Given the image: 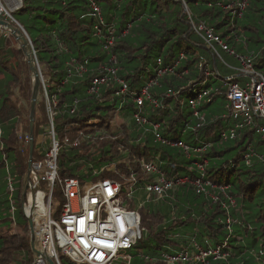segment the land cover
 Returning <instances> with one entry per match:
<instances>
[{
	"label": "trees",
	"instance_id": "1",
	"mask_svg": "<svg viewBox=\"0 0 264 264\" xmlns=\"http://www.w3.org/2000/svg\"><path fill=\"white\" fill-rule=\"evenodd\" d=\"M90 1L100 9L102 37L94 35L89 0H21L12 14L46 79L35 108L32 164L42 162L50 148L49 105L59 180L74 178L82 187L113 181L120 187L122 207L140 216L142 239L126 253L129 260L112 264H168L166 256L181 252L190 261L175 264H264V164L253 156L264 154V141L249 129L231 136L234 122L227 116L223 84L227 78L239 80V64L232 69L225 58L234 59L222 52L218 58L193 30L199 25L211 29L264 74V0H246L242 11L235 0ZM109 36L113 43L105 48ZM10 37L0 36V170L12 179L15 212L12 219L6 188L0 192V264H33L21 206L32 82L20 47L9 48ZM110 66L128 92L117 95L119 86L107 82L88 94L93 78ZM150 84L148 94L159 105L138 107L136 97ZM204 90L209 95L199 100ZM190 100L197 102V117ZM134 114L147 124L137 125ZM155 125L164 143L155 141ZM167 142L185 144L190 155ZM145 163L156 165L174 184L161 199L148 197L146 187L158 177L143 169ZM185 178L200 181L203 193L189 184L176 185ZM63 202L55 183L52 219ZM215 248H221V258L194 260L196 249ZM59 262L74 264L61 254Z\"/></svg>",
	"mask_w": 264,
	"mask_h": 264
},
{
	"label": "built area",
	"instance_id": "2",
	"mask_svg": "<svg viewBox=\"0 0 264 264\" xmlns=\"http://www.w3.org/2000/svg\"><path fill=\"white\" fill-rule=\"evenodd\" d=\"M18 1L19 3L15 7L16 11L21 7V0ZM235 1L238 2L236 3V7L242 11L245 8L246 0ZM11 2L13 0H0V20L7 21L24 32L22 27L11 16ZM89 8L96 21L93 27L94 35L102 37L103 19L100 9L95 2L90 0ZM233 15H236L235 11ZM193 30L202 38L207 48L218 58H220L219 53L222 52L228 57H232L239 64L237 69L240 72L237 76L239 80L233 81L234 79L231 77L227 78L223 84L225 90L223 95L227 102V116L234 122L233 129L230 131L231 136H233L235 130L249 129L264 141V74L256 73L253 70L250 58L235 55L227 44L215 35L211 29L199 25L193 27ZM8 35L10 34L5 33V36ZM104 40L105 48L110 47L113 43L111 36ZM32 53L34 55L33 51ZM114 61L113 58L112 62L114 63ZM80 71L83 72L82 69ZM102 71L104 72L103 74L93 78L91 81L88 94L96 93L99 87L107 82H114L119 86L117 95H124L128 92L127 84L117 78L118 70L115 67L110 66L102 69ZM205 75L207 76L208 73H205ZM151 86L150 84L142 89L140 95L136 97L135 102L138 107H142L145 102L153 107L159 105L158 101L151 98L148 94V88ZM44 87L45 83L42 84L43 89ZM169 95H171V91H168L166 96ZM208 95L209 91L204 90L198 98L200 100ZM44 97L48 104L46 95ZM196 105L197 102L195 100L189 101V106L193 110L195 117H197V113L195 112ZM47 112L49 116L48 134L50 137V148L46 152L42 162L32 164L30 176L35 190L40 188L45 190L42 203L48 207V218L45 222L39 224L35 221L36 218L34 220V235L39 255L35 256L33 254V264H47V258L52 260L54 264H60L59 254L66 256L74 264H112L117 259L129 260V257L125 256L126 253L133 249L142 239L141 220L138 212L122 207L120 187L113 181L93 182L85 184L82 187L79 181L74 178L59 180L57 176L59 145L55 139L52 123L53 114L49 105ZM133 120L139 126L147 124L146 119L139 114H134ZM200 126L198 124L196 129L200 128ZM152 133L156 142L164 143L158 133L157 125L153 126ZM167 144L177 147L187 157L190 155L191 150L181 142L172 144L167 142ZM253 156L264 164V154ZM249 158V155L245 157L247 162ZM143 169L148 174L158 177L154 183L146 187L148 197L161 198L167 191L173 188L174 184L168 181L153 163H145ZM7 182L10 206L9 214L13 219L15 205L11 197L13 195L12 179L9 176ZM55 183L60 185L64 198L58 220H54L50 216L52 207L51 196ZM184 184L192 185L197 194L203 193L200 181L192 183L185 178L176 182V185ZM22 210L25 212V206ZM196 250L197 254L193 256L196 261L202 262L210 256L214 257V259H219L222 256L221 248L208 249L207 251ZM165 260L168 264H175L186 263L190 261V258L187 253L181 252L176 256H166Z\"/></svg>",
	"mask_w": 264,
	"mask_h": 264
},
{
	"label": "water",
	"instance_id": "3",
	"mask_svg": "<svg viewBox=\"0 0 264 264\" xmlns=\"http://www.w3.org/2000/svg\"><path fill=\"white\" fill-rule=\"evenodd\" d=\"M0 29L7 31L19 44V47L25 57L32 81V91H31V98H30V112H29V136H28V146H29V157H28V164H27V174L25 177V186L24 190L21 195V205L24 206L26 200V193L30 191V196L34 194V188L31 183V173H32V155H33V148H34V138H33V129H34V122H35V108L36 102L38 98L39 89L41 86V79L38 67L36 65V61L34 55L31 50L30 42L27 35L20 30L18 27L12 25L7 21L0 20ZM33 209L30 207L28 213H26L25 217L28 221L29 232H30V248L32 253L35 256H38L39 253L36 248L35 242V235H34V228H33V219H32ZM47 264H54L52 260L49 258L46 259Z\"/></svg>",
	"mask_w": 264,
	"mask_h": 264
},
{
	"label": "rangeland",
	"instance_id": "4",
	"mask_svg": "<svg viewBox=\"0 0 264 264\" xmlns=\"http://www.w3.org/2000/svg\"><path fill=\"white\" fill-rule=\"evenodd\" d=\"M9 2V1H8ZM14 6V2H11V5H10V9L12 8ZM14 12H16V10H13L12 12H11V16H12V14L14 13ZM5 33H7V34H9L7 31H5V30H2V29H0V36H4L5 35ZM8 39V43H9V48H11V49H15V48H17V47H19V44L15 41V39L14 38H12V37H10V38H7ZM24 59H25V57H24ZM225 61L228 63V65L232 68V69H236V67H238V63L235 61V60H229V59H226L225 58ZM220 66H221V64L218 62V68H219V70H222L221 68H220ZM2 69V68H1ZM30 73V72H29ZM39 73H40V79H41V86H40V88L42 87V84H44V81L46 80L45 79V76L44 75H42V73L39 71ZM236 73L239 75L240 74V72H238L237 70H236ZM232 74V73H231ZM234 74V73H233ZM2 77H4V72L2 73V75H0V80H1V78ZM30 78H31V75H30ZM32 82V81H31ZM46 84V83H45ZM2 90H4V87H3V85L2 84H0V92L2 91ZM31 91H32V89H31ZM186 100V99H185ZM1 101H0V107H1ZM29 112H30V105H29ZM44 141H46V139H44ZM26 177V176H25ZM7 178H8V176H7V171H6V169L4 168V169H1L0 170V192H2V191H5L6 192V188H7V185H8V182H7ZM24 186H25V179H24V183H23V188H22V192H23V190H24ZM4 192V193H5ZM31 194H30V191H27V193H26V200H25V204H24V206L26 207V206H28V203H29V201H28V196H30ZM139 197V196H138ZM163 197V196H162ZM4 198H9V195H6ZM159 199H161V198H159ZM53 205L55 206V207H58V201H55V202H53ZM22 206V205H21ZM24 206H22V209H23V207ZM32 209H33V214H32V219H33V228H34V220H35V218H41L42 216H41V214L37 211V208L35 207V206H33L32 207ZM57 209V208H56ZM23 211V210H22ZM24 213V215H26L25 214V212H23ZM55 220H58V217H56V219ZM29 235H30V232H29ZM124 254V253H123ZM123 260V259H122ZM124 261V260H123Z\"/></svg>",
	"mask_w": 264,
	"mask_h": 264
},
{
	"label": "bare ground",
	"instance_id": "5",
	"mask_svg": "<svg viewBox=\"0 0 264 264\" xmlns=\"http://www.w3.org/2000/svg\"><path fill=\"white\" fill-rule=\"evenodd\" d=\"M14 2V6L11 8V10H15V7L18 5L19 1L18 0H13ZM45 194V190L44 189H34V194L31 196H29V206L25 207V213H28L30 210V207L32 208L33 206H35L37 208V211L41 214V218H36L35 221H37V223H42L45 222L46 219L48 218V207L46 205H44L42 203V199L43 196Z\"/></svg>",
	"mask_w": 264,
	"mask_h": 264
},
{
	"label": "crops",
	"instance_id": "6",
	"mask_svg": "<svg viewBox=\"0 0 264 264\" xmlns=\"http://www.w3.org/2000/svg\"><path fill=\"white\" fill-rule=\"evenodd\" d=\"M236 72V71H235ZM237 74V73H236ZM236 76H238V74L236 75Z\"/></svg>",
	"mask_w": 264,
	"mask_h": 264
}]
</instances>
